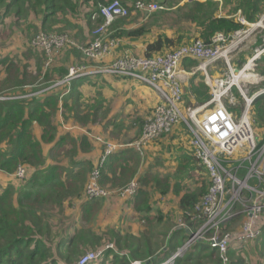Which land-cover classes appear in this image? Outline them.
<instances>
[{
  "label": "trees",
  "instance_id": "trees-1",
  "mask_svg": "<svg viewBox=\"0 0 264 264\" xmlns=\"http://www.w3.org/2000/svg\"><path fill=\"white\" fill-rule=\"evenodd\" d=\"M111 1L113 0H0V22L5 23L3 17L7 14L9 16L13 14V18H17L16 21L23 19L27 15L25 6L29 3L31 7L27 10H32L35 12L34 14H37V17L34 15V18L41 20L39 28L41 30L44 27L47 29L50 24L55 23L59 12L64 15L67 22H77L83 17L91 26L94 22L92 19L93 14L99 12L102 5H106ZM121 1L124 4H129L137 0ZM223 1L228 3L230 11L240 10L241 17L249 23L256 22L264 12V0ZM169 7L172 9L173 5ZM178 8L177 13L175 12L178 16L176 22H179L178 24L182 23L185 27L182 25L174 26L176 28L173 29L174 32L171 35L166 32L157 33L156 38L148 43L145 56L171 52L194 39H202L210 43L218 33H223L230 39L235 31L244 28L246 25L241 20L233 17H218L216 13L219 4L214 0L205 2L188 1ZM157 12L155 13L157 14ZM131 13H134V8L130 9L129 15ZM161 15H167V13L163 12L157 18H160ZM102 21V17L99 16L98 22ZM48 22L51 23L47 25ZM121 24V22H117L115 27H112V38L120 39L127 36L137 39L151 32L148 26L134 31H127L120 28L123 24H126V21ZM9 30L12 31L13 29L9 26L6 32ZM38 50L42 52L40 59L42 61L45 59L44 62L46 63L48 60L47 55L42 49L38 48ZM77 55L78 52L75 50V56ZM198 63L194 61L193 64L196 66ZM9 67L7 66V68ZM55 68L57 76L53 77L52 74L48 73L52 72V69L44 73L45 80L41 82L43 84L41 88H44L45 91L53 90L52 93L54 94L49 96L43 103L34 98L26 100L28 96L24 95L22 97L21 94L15 91L5 93L6 97L9 98L0 100V171L16 174L19 166L25 167L27 171L25 179L16 177L8 183L0 182V264H75L82 255L88 252L82 246V243L96 238L99 239V243L102 241V244L104 239L113 242L114 248L106 249L99 260L90 264H135L138 261H141V264H160L180 247L177 242H174L175 237L190 236L191 230H196L202 224L201 219L192 218L188 216V213L194 210L196 203L208 191L211 184L210 178L209 183L203 181L202 184L199 180H203V177L197 179L199 181L198 185H201V189L198 191L184 187L186 181L189 178L192 179V172H194L192 168L187 171L186 181L180 179L171 183L172 179L170 178L165 180L156 178V183H154L153 180L154 185L156 184L157 189L163 195L160 198L163 197L165 201V197H168L171 190L177 195L182 194L177 209L175 211L170 210L172 215L163 214L161 209H157L159 212L158 218L161 221H163V217L167 218L174 227L168 234V241L165 246H162L156 252L152 250L151 239L146 234L143 236L142 232L123 233L117 226L105 227L103 232H99L94 227L80 228L81 218L74 212L75 199L72 198H75L76 193L77 201H79L81 209L83 208L85 213L90 209H94L95 206L91 203L99 198L93 200L85 198L86 182L88 181L89 172H93L94 165L84 160L78 165L80 166L78 172L83 169L89 172L84 171L80 175H75V155L88 144V138L84 137L78 141L71 134L66 133L58 136L59 126L56 124L55 115L58 110L59 97H61L64 89L68 90L67 94L71 97L75 82L89 79L90 76L78 77L70 83H66L63 89L57 88L58 86L50 89L54 82L65 79L70 70L69 65L66 64ZM99 75L101 74H96V78ZM22 81L18 82L20 87L34 85L38 82V79L30 80L29 83H22ZM207 88L206 83L201 81L193 89L199 101L204 102L211 98L212 92L210 93ZM240 95L237 94L238 98H240ZM252 112L256 128L264 129V95L255 100ZM36 125L41 127L40 135L35 133ZM44 144L49 146L47 153ZM103 146L105 147V145ZM132 149L134 148L132 147ZM61 154H65L71 160L72 165L70 167H64L62 162L55 159H59ZM186 154L191 156L188 159L189 161L195 158L191 147ZM106 162L101 169V179L99 180V182H102L101 186H103L102 176L106 168ZM129 171L131 172V169ZM206 174L209 177L207 170ZM134 177L129 178L121 186L127 187ZM146 180V177L138 179L139 182H145ZM78 182H81V185ZM76 183H78L77 188L75 187ZM137 191L134 195L137 199L135 198L131 203L134 216L153 211L159 203L156 201L151 203L153 189H150V187L148 190L139 188ZM70 192L73 193L68 200ZM111 196L103 197L104 202ZM160 202L163 201L160 200ZM68 209L70 212H68ZM98 213L99 210L96 214L98 215ZM85 217L83 216V218ZM138 218L141 222L151 219V217H144L143 215ZM83 221L86 220L83 219ZM181 222H186L189 228L179 227L178 225ZM74 224L75 228H73ZM229 225L230 223L225 225L223 229L228 230ZM108 234H111L113 239L106 240ZM231 249L232 247L229 251ZM228 255L229 258L230 255L232 257L230 258V264L241 263L240 260L235 263L232 252H229ZM209 259L213 264H221L222 262L220 253L212 248L207 241H198L190 253L181 258H176L174 264H204V261Z\"/></svg>",
  "mask_w": 264,
  "mask_h": 264
},
{
  "label": "built area",
  "instance_id": "built-area-1",
  "mask_svg": "<svg viewBox=\"0 0 264 264\" xmlns=\"http://www.w3.org/2000/svg\"><path fill=\"white\" fill-rule=\"evenodd\" d=\"M131 8H134V12L151 15L166 7L159 2L145 0H137L129 4H124L121 0H113L102 5L100 11L92 16L94 20L99 16L103 19L102 24L94 30L97 38L90 44L80 47L89 59H103L117 46V39L109 40L102 36L118 18L128 16ZM240 20L244 24L248 23L243 17H240ZM260 25L264 27L263 20L248 24L249 30L235 31L230 43L228 41L231 39L223 33H218L210 43L202 39H194L167 53L153 56L126 55L103 67L72 66L65 79L54 84L57 86L70 83L82 75L105 74L129 77L153 87L159 93L162 102L147 120L140 138L134 143L127 144L128 147H133L140 153L149 143L178 123H184L192 133L190 147L199 164L207 169L211 181L208 191L196 203L194 210L188 213V216L192 218L201 219L202 224L196 230H191L189 241L182 247H178L161 264H174L175 259L181 256L184 249L187 250L192 243L198 241H207L220 253L221 264H230L228 253L234 244H245L262 235L264 134L260 135L254 128L255 118L252 115V106L257 97L264 94V89L249 95L240 83L234 82L236 73L230 62V54L238 48L241 40L248 36L251 29ZM31 44L46 53L48 63L53 59L49 56L58 53L65 44L78 46L76 41L71 40L67 35L45 32H39L33 37ZM263 51L264 46L258 47L252 60L258 58ZM186 59L198 60L196 69L204 72L205 79L211 86L212 95L208 101L187 107L184 111L182 107L185 75L180 68ZM221 59L228 64L230 73L224 78L214 79L209 74L208 68ZM234 84L238 85L239 93L244 98V105L239 115L232 112L224 101L227 98L230 104H236L237 98L231 92ZM122 146L125 145L107 142L101 164L93 171L94 180L87 185V199L111 195L98 182L107 158ZM26 176V168L19 166L17 177L25 179ZM136 185V181H132L124 191L135 194L138 189ZM239 217L243 218L236 231L223 229L225 225L231 224ZM179 227L189 228L186 222H181ZM108 248H114V245L109 244L88 251L75 264L96 262Z\"/></svg>",
  "mask_w": 264,
  "mask_h": 264
},
{
  "label": "rangeland",
  "instance_id": "rangeland-1",
  "mask_svg": "<svg viewBox=\"0 0 264 264\" xmlns=\"http://www.w3.org/2000/svg\"><path fill=\"white\" fill-rule=\"evenodd\" d=\"M153 1H156V2L163 4L166 8L163 10H159L157 12V14L155 13L156 15L154 13L151 15H147V14L141 13V12H134V13H131L130 15H128L124 18H122V17L118 18L114 23L116 24L117 22H121L123 24L126 21V24H123V26L120 28L126 29L127 31H134L135 29H139L141 27L148 26V28H150L151 32L154 34L159 33L160 30H161V32L171 33V31L174 28H176V27H174L176 25H179V26L182 25L183 27H185V25H183L182 23L178 24L179 22H176L177 21L176 19L178 18L176 11H178V9H179L178 7L185 5L186 2L184 3V1H187V0H153ZM198 1H202V0H198ZM171 5H173V7L175 6L176 8L171 9V7H169ZM21 6L24 8L23 5H21ZM29 7H31V6L29 3H27V5L25 6V8H26L25 11H26L27 15L24 16L23 19L16 21L17 18L16 17L13 18L14 17L13 14H11L10 16H9V14H7L3 17V20L5 23L0 22V23H2V25H0V60H2V64L0 65V73L2 74L0 76V100L7 99L5 93H11L14 91L17 92L18 94H21L22 96H24V94L28 92V91L25 92L24 89L30 91V89L33 88L31 91H34L35 88L39 87L42 84L41 82L44 80V78H43L44 74L38 72L37 63H36L37 60L40 59V56H42V52L39 51L37 49V47H34L31 44L33 37H35L39 32H45V33L54 34V35H67L71 40L76 41V43L78 45L75 47L71 44H65L63 47H61L59 49L58 53L49 56L50 58H53V59L49 63H48V61H49L48 60L44 64V67H43V68H45L44 71H47L49 69H55V67L61 66L63 64L69 65V68H71L72 66H83V65L87 68H89L92 65H97L99 67H103L105 65H108L110 63L115 62L120 57H124V56H117L114 58L113 61L105 62L104 59H99V60L89 59L87 57V55L81 50V48H80L81 46H85L87 44H90L92 41H94L97 38V35L94 33V30L99 25H101L103 22V21L98 22V18L95 20L93 19V21H94L93 25L90 26L85 21L86 19L83 17H81L79 20H77V22H75V21L74 22L73 21L67 22L64 15H62L61 12H59V13H57L56 22L52 23V24H50L51 22L50 23L48 22L47 25H49V24L50 25L47 27V29H45V27H44L41 30V29H39L41 26V22H40L41 20L34 18V15L37 17V14H34L35 12H33L32 10H30V11L27 10ZM170 10H173V11H170ZM163 12H166L167 15H161L160 18H157L159 16V14H162ZM263 15H264V12L262 13L261 17ZM261 17L256 22L263 20V24H264V16L262 18ZM251 23H253V22H251ZM113 24L110 25L108 27V29L105 31V34L102 36V37H104V39H109V40L112 39L111 29H112V27L113 28L115 27V24H114V26H113ZM9 26L13 29L12 31L19 30L20 32H10V30L8 32H6L9 28ZM150 35H152V34H150ZM150 35H148V36L151 37ZM126 37H122L120 39H117V46L119 45V47H120L123 44L124 39H126ZM140 38L141 39H139V40L143 41L142 39H144V37L140 36ZM21 39H23V40H21ZM117 46L114 48L115 50H117ZM114 49L112 50L111 53H113ZM75 50L78 52V55H77L78 57H76V59H75ZM130 55L139 56V55H133L131 53H130ZM141 56H145V55H141ZM14 61H16L15 64L20 65L21 67L25 68V70H26L25 81L27 83H28V77L30 80L38 79V82L34 85L30 84L28 86L22 87L24 89L16 88V87L12 86L13 80H15L16 83H18L19 81H22V78L20 77L17 69L8 70L5 72V69L8 66V63L14 62ZM34 61H35V63H34ZM44 61H45V59L43 60V63H44ZM217 63H220V62L218 61L208 68L209 73L211 71L210 69L213 66H215ZM220 65H221V67H225L226 69H228L224 64L222 66V64L220 63ZM196 67L197 66L194 67V70H198V69H196ZM181 70L186 71V70L182 69V67H181ZM11 71H12V73H10ZM199 71L204 73L201 70H199ZM30 73H31V76H29ZM82 76H86V75H82ZM89 76H90L89 79H95L96 78V74H91ZM226 76L227 75H225V76L223 75L221 77L224 78ZM109 77L118 78L115 75L101 74L98 76V79L109 78ZM120 79H123V78L120 77ZM58 81H62V80L60 79V80H57L56 82H54L52 84V87H50V89L53 88L54 84H56ZM262 81L263 82H261L260 84L264 83V80H262ZM65 84L66 83H64V84L62 83L60 85H57L58 86L57 88L63 89ZM240 84L244 87V89H246V91L249 95L253 94V92H254V90L252 88L253 85H251L250 82L246 78H243V81L240 82ZM129 90H132V88H129ZM67 91L68 90L64 89V91L62 92V95H64V97H62L64 99V103L69 98V94H67L68 93ZM183 91H184V83H183ZM23 92H25V93H23ZM231 92H232V94H234L237 97V102L235 105H232L228 102V99L225 98L224 99L225 104L229 107V109L232 112H234L235 114H240L242 107L244 105V98L240 95L239 88H238L237 84L233 85ZM237 94L240 95V98H238ZM26 95L30 96L31 94H26ZM17 97H21V96H17ZM70 102L72 103L71 107H69V106L65 107L64 106L62 109V112H61L62 116L60 114L61 117L59 120H61V121L59 123H60V126L62 127V130L64 131L63 134H66L68 132V131H66L67 128H69V127L72 128L71 126L75 127L78 124H81V122H83V121H89V128L88 127H86V128L88 129L90 134H92L91 136L94 137L95 134L97 135L98 132L93 129V126H94L93 121L94 120L92 121L91 119H89L88 113L85 111H82L81 113L78 112V114H75V102L71 101V100H70ZM161 102H162V98H160V102L158 104H155V106L152 107L151 109H146V110L141 109L138 105L134 108V109H137V111H134V114L130 115L132 120L136 119L135 114H137V113L144 114L143 118L141 117V120H142L141 122L140 121H134V123H137L138 129H139L138 125H141V123L143 124L142 132H143V128H144L147 120L152 116L153 111L156 109V107ZM188 104H190V103H188ZM196 105H199V104H196ZM185 106H186V104L184 102L183 107H182L184 111L186 110L187 107H189V106L193 107L195 105H189L186 107ZM252 114H253V112H252ZM131 119L126 118L125 121H130ZM57 121H56V124L58 125ZM132 123H133V121L130 122V124H132ZM176 125H180L183 127L184 124L181 122V123H178ZM175 126H172L169 131L163 133L158 139H155L151 143H149L143 149V151L141 153L139 152V154H137L132 160L133 165H136V169L138 168V171H137L138 173L136 172L138 175L136 174V176L134 177L135 179L133 178L132 181H136V184L138 185V189L141 188V189L148 190L149 187H150V189H153V193L151 196V203H153L155 201L159 202L157 204V206H155L156 208H154V210L151 211L150 213L137 214L138 216L137 215L133 216L134 218H130V216H129L130 219H133L130 221L126 220V218L123 220L118 219V217H119V216H117L118 211H116L113 216H109V217L104 216L103 218H102V216H100L98 218V215L96 214V212L98 210L100 212V210H102L103 205H104L103 204V202H104L103 197H98L99 199H97V201L91 203L92 205L94 204V206H95L93 210L90 209L88 212L85 213L83 208L81 209V206L79 208L77 207L76 212L79 213L78 217L80 216V218H81L80 223H79L80 228L81 227L82 228L94 227L99 232H103V231H105V229L103 227L104 225H103L102 220H104V223L105 222L107 223V221H109V220H111V221L115 220L117 222V227L120 228L123 233H127L129 231L133 232V231H135V229L138 230L137 227L135 229H132V226L130 227V225H131L130 223H132L134 221V223L136 222V224L139 226V231H142L141 234L143 236H145V234H146V236L151 239L152 250H154L153 252H156L162 246H165V244L168 241V234H170L174 225L172 224V222H170V220H168L167 218H164V217H163V221H161L158 218L159 212L157 211V209L158 208L161 209L163 211V214L172 215L170 210L175 211L177 209L178 205H176V198H174V197H172L171 200L166 199V202L167 201L168 202L164 203L165 200L163 199V197L160 198L161 196H163L161 191H159L157 189L156 184L154 185V183H156V181H155L156 179H154V178H160L162 180H165L168 177H172L171 183L177 182L178 179L183 180V178H182L183 173H181L180 171H184V169L178 170L177 168L173 167L172 163L175 160V153H177L175 149H172L175 153H165L166 156H160L158 158L156 156H157V154H159V152L162 150V148H160V151H154V147L156 145H158L157 142H159L160 139H162L164 137H165L164 139H168V138H171L170 136H176L177 133L182 132V130L178 131V129H175ZM185 127L187 129L188 134L187 133L185 134L184 132H182L183 139L182 140L179 139V142L176 145H178L181 142L184 143V141H186L188 139V142H186V143L189 144V146H190V143L192 140V133L189 131V129L187 128L186 125H185ZM254 128L258 133L264 131L263 129H262V131H260V129L256 128L255 125H254ZM142 132H141V134L138 133L135 137H132L134 133L130 136H124L122 133L114 131V135H116L115 136L116 140H110L107 137L106 138L102 137V136H105L104 134H102L101 136L97 135L96 140L98 142H100L101 144L105 145V147H104V149L102 148L104 150V153L101 154L99 159H95V158L91 159L90 158L93 162H95L93 164L94 165L93 171L97 167H99V165L101 164L102 158L105 154L107 142H111L114 144H124V145H126L128 143H134L140 138V136L142 135ZM262 133H264V132H262ZM67 134H69V133H67ZM160 143H163V142L160 141ZM171 145L173 146L175 144H171ZM44 148H47L46 144H44ZM172 150L170 152H172ZM82 151H84V152L86 151L87 152L86 155L88 156L93 151V148H92L91 144H89V146L87 144L82 149ZM111 156L108 157V160ZM55 159L59 160V162H62V165L64 167H70L72 165L71 160H69V158L67 156H65V154H61L59 156V159L58 158H55ZM108 160H107V162H108ZM17 171H18V169H17ZM17 171H16V174H14L15 177H17ZM84 171H86V170L83 169V170H81L80 173H84ZM88 172L89 171H86V173H88ZM80 173H79V175H80ZM92 174H93V172H89V177H88V181L86 182V185L90 184L94 180L92 177ZM199 175H201V176H199ZM11 176H12V174H10V173L0 171V182L1 183L6 182L8 179H10ZM140 177H146L147 180L145 182H139L138 179ZM200 177H203V180L200 179ZM153 179H154V183L152 182ZM197 179H200L199 181L201 184L203 181H205V182L209 181V177L206 174V171L203 170L202 173L192 175V179L189 178L188 181L185 180L187 183L185 184L184 187H187L190 190H194V189L196 191L200 190L201 185L200 186L198 185L199 181H197ZM78 183L81 185V182H78ZM78 183H76V185H75L76 188L78 186ZM98 184H100V186H101L102 182H98ZM137 185H136V187H137ZM101 187H103L104 189L109 191V193L111 195L117 196L120 199L127 202V203L123 202V204H122L123 205V210H122L123 212L120 216H123V218H124L125 215L130 214L129 211L125 210V209H128V205H130L135 198L137 199V197L134 196L135 194H132L130 191H127V192L124 191V189H126L125 186H119V185L113 186L112 184L103 183V186H101ZM122 187H124V188H122ZM76 188H75V190H76ZM73 192L69 193L70 196L68 197V200L71 198V195ZM136 192H138V191H136ZM72 199H75V202H77L78 197L76 196V193H75V198H72ZM88 200H93V199H88ZM160 200H162L163 202H160ZM140 215H143L144 217H151V219L141 222L138 218ZM83 216L84 217L87 216V217L83 218ZM242 218L239 217L238 219L233 221L229 225L228 230L236 231L237 228L240 227ZM83 219L86 221H83ZM138 221H140V222H138ZM114 227H116V226H114ZM96 229H94V230H96ZM188 238H189V235H186V236L181 235L180 237L179 236L175 237L174 242H177V244L182 247L184 244H186L189 241ZM107 239H113L112 235L111 234L106 235V240ZM98 240L99 239L96 238L95 240H92V241L83 242L82 246L85 247L86 251H92L93 249H98V248H101L102 246H106L109 244L114 245L113 242H109V240L105 241V239H104L103 244H102V241H101V243H99ZM262 241H264V239ZM249 242H251V241H247L245 244L244 243L238 244L237 246L239 248H242V246L246 247V245ZM195 245H197V242L192 243V245L187 250L184 249L183 253L181 254V256L179 258L190 253L194 249ZM261 249L264 250V243H262ZM235 250L239 251L237 248H235ZM235 250L232 249V251H235ZM169 256H167V257H169ZM230 258H232L231 255H230ZM163 262H165V261H163ZM163 262H161V263H163ZM139 263L141 264V261H138V264ZM205 263L206 264H209V263L213 264L212 261H210V259L208 261L205 260L204 264Z\"/></svg>",
  "mask_w": 264,
  "mask_h": 264
},
{
  "label": "crops",
  "instance_id": "crops-1",
  "mask_svg": "<svg viewBox=\"0 0 264 264\" xmlns=\"http://www.w3.org/2000/svg\"><path fill=\"white\" fill-rule=\"evenodd\" d=\"M205 1L207 0H202V2H205ZM214 1L218 2L219 4V9L216 13L218 17H233L235 19L240 20V17H241L240 10L236 12H232L229 10V5L227 2L223 0H214ZM185 2H188V1H184V3ZM172 8H176V7L174 6ZM246 24L248 25L250 23L248 22ZM0 25L2 24L0 23ZM247 25H245V27L242 29L249 30L250 27H248ZM13 32H20V31L16 30ZM173 32L174 30H172L171 33H167V34L171 35L173 34ZM159 33H161V30L159 31ZM148 35H150L151 37H149ZM156 36H157V33L154 34L152 32L146 35H142L141 37H144V39H142L143 41L139 40L141 39L140 37L137 39H133L132 37H126V39H124L123 44L120 47L119 45L117 46V50L114 49L113 53L107 54L103 59L105 62H110V61H113L114 58L117 56L130 55V53L133 55H139V56L145 55L148 43L152 42L156 38ZM232 38L233 36L231 35L230 36L231 40L228 41L229 43L232 42L233 40ZM261 46H264V27L262 25L257 26V28L255 29H251V32L248 34V36L244 37L243 40H241L238 48L235 51H233V53L230 54L231 65L235 69L241 70L240 73L238 72L236 74L238 76H242V79L240 82L243 81V78H246L250 82V84L253 85L252 88L254 92L264 88V83L260 84L261 82H263L262 80H264V74H263L264 51L261 53V55L258 58L254 59V61L252 60V58L254 57L256 53V49ZM76 57L78 56H75V59ZM194 61L198 62V60L196 59H186L185 61H183L181 65L182 69L186 70V71H182L183 74L185 75L184 102L186 106L196 105V104H201V103L206 102V101L204 102L199 101V98H197V96L195 95L196 93L193 90L195 87L199 85L201 81H204L208 87L207 90L209 89L210 93L212 92L211 86L205 79V74L200 72L199 70H194V67H195V65L193 64ZM15 62L16 61L9 62L8 66L10 67L9 68L6 67L5 72L8 70L17 69L20 77L23 80L22 83L23 82L27 83L25 81V77H26L25 68L21 67L20 65L14 64ZM219 62L222 64V66L224 64L228 69H226L225 67H221L220 63H217L215 66H213L210 69L211 71L209 73L211 77L214 79L219 78L223 75L224 76L228 75L230 73L229 66L226 63V61L224 59H221ZM36 63H37L38 72L42 74L46 73V71H44L45 68H43L45 62L43 63L41 59H38ZM1 64H2V60H0V65ZM52 70H53L52 72L50 71L48 73L50 75L52 74L53 77L57 76V74H55L56 68ZM10 73H12V71ZM1 75L2 74L0 73V76ZM29 76H31V73ZM43 78L45 80V75ZM29 81L30 79L28 77V83ZM12 86L16 88H22L20 87L18 83L15 82V80H13ZM42 86L43 84L35 88L34 91H31L33 88L30 89V91L22 88L25 90V92L28 91L27 93L23 92L25 93L24 94L25 96H27L26 94H31L30 97L28 96V98H26V100L34 98L35 100L43 103L49 96H52L54 94L52 93L53 90L45 91L44 88H41ZM129 88H132V90H129ZM62 96L61 98L59 97L58 110L55 115L56 121L58 120L57 122L59 126L58 136L63 135V132H64L59 123L61 121L59 119L62 116L61 114L62 109L64 106L71 107V104H72L70 102L71 100L75 102V114H78V112L81 113L82 111L87 112L89 119H91L92 121L94 120L93 129L98 132L97 135L101 136L102 134H104L105 136H102V137H105V138L107 137L110 140H116L115 138L116 135H114V131L122 133L124 136H130L134 133L132 137H135L138 133L141 134L143 124L141 123V125H138L139 126V129H138L137 123H134V121L141 122L142 121L141 117L143 118L144 114H141V113L135 114V117H136L135 120H132L130 115L134 114V111H137V109H134L137 105L141 109H145V110L151 109L152 107L155 106V104H158L160 102V98H161L159 93L153 87H151L150 85L144 82H139L131 78L120 79L116 77L101 78V79H98V78L83 79V80L76 81L75 87L73 89V95L69 97L65 103H64V99L62 98ZM236 115H239V114H236ZM126 118L128 119L130 118L131 120L125 121ZM132 121L133 123L130 124V122ZM71 127L72 128L70 127L67 128L68 130L66 129V131H68L67 133L73 135L75 139H77L78 141H80L84 137H87L88 146L89 144H91L93 148V151L88 156L86 155L87 152L86 151L84 152L82 150H79L78 152L79 154L77 153L75 155V175L76 174L79 175L80 172L78 171H79L80 166L78 165L82 163L84 160L91 162L93 165L95 162H93L91 159H94V158L99 159L101 154H103L104 146L103 144H101L100 142L96 140L97 135L95 134L94 137L91 136L92 134H90V132L86 128V127L89 128V121H83L81 122V124H78L75 127L73 126ZM175 129H178V131L182 130V132H184L185 134L187 133L185 124L183 125V127L180 125H176ZM260 131H262V129ZM182 132L177 133L176 136H170L171 138L167 137L168 139H164L165 137L160 139L159 142H157L158 145L154 147V151H160V148H162V150L156 156L159 158L160 156H166L165 153H175L172 150V149H175L177 153H175V160L172 163L173 167L177 168L178 170L184 169V171H180V172L183 173L182 175L183 180L185 179L187 180V171L189 169L192 168L194 170V172H192L193 175L202 173L203 170L206 171L207 169L201 164H199L196 158H192V160L190 161L188 160L189 158H191L190 155L186 154L187 151L190 149L189 144L186 143L188 142V139L184 141V143L181 142L178 145H176L179 142V139L180 140L183 139ZM262 132H260L259 134L260 135L264 134ZM35 133L40 135L41 127H38L36 125ZM160 141L163 143H160ZM171 144H175V145L172 146ZM44 149H45V152L47 153L49 146H47V148H44ZM171 150L172 152H170ZM137 154L139 153L135 151L134 149L128 147L127 144L125 146H122V148H120L119 150H117L109 158L105 166L106 168L102 176L103 183L112 184L113 186H116V185L121 186V185H124L129 178L136 176V174L138 173L137 172L138 168L136 169V165H133L132 160ZM130 169H131V172L129 171ZM14 178L16 177L14 174H12L10 179H8L6 182L8 183V181ZM168 178L172 179V177H168ZM181 195H177L176 193H174L173 190H171L168 197H165V199L171 200V198L174 197L176 198V205H178ZM123 202L127 203L117 196L109 197L104 202L102 210H100V212L98 213V218L100 216H102V218L104 216L106 217L113 216L115 212L118 211V215H117L119 216L118 219L123 220L126 218V220L128 221L133 220V219H130V218H134L133 217L134 211L132 209V204L128 205V209H125V210H128L130 214L125 215L124 218L123 216H120L123 212L122 211ZM167 202L165 201L164 203H167ZM80 206L81 204L79 203V201L75 202L74 212L76 215H79V213L76 212V209L77 207L79 208ZM68 212H70L69 209H68ZM102 222H103L104 228L108 226L110 227L117 226V222L115 220H112V221L109 220L107 221V223L106 222L104 223V220H102ZM130 224H131L130 227L132 226V229H135L136 227L138 228V230L135 229L133 233L142 232V231H139V226L136 224V222L134 223L133 221ZM73 228H75V224ZM260 239L251 241L246 245V247H242V248H239L237 246L238 244H234V246H232V249L235 250V248H237L239 251L237 250L232 251L231 249V251L229 252H232L233 260L235 261V263L236 261L240 260L241 261L240 264H264V250L261 249L262 243H264V241H262L264 239V233L262 234Z\"/></svg>",
  "mask_w": 264,
  "mask_h": 264
},
{
  "label": "bare ground",
  "instance_id": "bare-ground-1",
  "mask_svg": "<svg viewBox=\"0 0 264 264\" xmlns=\"http://www.w3.org/2000/svg\"><path fill=\"white\" fill-rule=\"evenodd\" d=\"M241 79H242V76H238V75L234 74V78H233L234 82L240 83Z\"/></svg>",
  "mask_w": 264,
  "mask_h": 264
},
{
  "label": "water",
  "instance_id": "water-1",
  "mask_svg": "<svg viewBox=\"0 0 264 264\" xmlns=\"http://www.w3.org/2000/svg\"><path fill=\"white\" fill-rule=\"evenodd\" d=\"M187 1H191V0H187ZM237 72H241V70L240 69H235V73L237 74ZM263 95V94H262ZM262 95H260V96H262ZM260 96H258V97H260ZM257 97V98H258Z\"/></svg>",
  "mask_w": 264,
  "mask_h": 264
}]
</instances>
